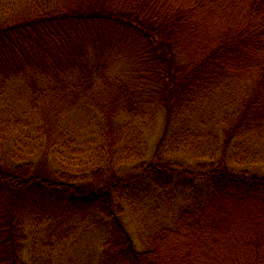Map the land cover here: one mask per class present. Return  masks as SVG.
I'll return each instance as SVG.
<instances>
[{
    "label": "trees",
    "instance_id": "obj_1",
    "mask_svg": "<svg viewBox=\"0 0 264 264\" xmlns=\"http://www.w3.org/2000/svg\"><path fill=\"white\" fill-rule=\"evenodd\" d=\"M30 1L21 0L0 21V89L8 81H25L32 91L29 110L41 122L43 152L58 145L53 152L65 168L53 178L28 165L0 167V199L6 202L0 205V264H25L13 204L35 200L98 209L110 217L106 264H264V174L234 168L229 160L237 163L239 156L228 153L234 140L264 120V0ZM130 39L134 44H127ZM116 56L123 68L111 77L108 63ZM97 84L103 89L93 92ZM217 93H227L235 105L221 121L218 157L207 145L196 153L207 161L194 170L175 165L168 174L150 159L135 166L132 179L117 173V165L144 158L146 145L135 122L157 110L165 116L158 148L176 119L181 125L165 146L195 151L205 145L179 139L190 136L192 125L205 124L204 103ZM79 99L104 119L80 142L62 128L63 116ZM164 174L167 180L177 174L207 180L210 188L189 194L174 223L157 226L138 250L116 201L129 184ZM244 206L249 214L233 230L235 241L226 234L227 240L220 238L221 231H232L234 209Z\"/></svg>",
    "mask_w": 264,
    "mask_h": 264
},
{
    "label": "rangeland",
    "instance_id": "obj_2",
    "mask_svg": "<svg viewBox=\"0 0 264 264\" xmlns=\"http://www.w3.org/2000/svg\"><path fill=\"white\" fill-rule=\"evenodd\" d=\"M20 3H22L21 0H0V21L18 10L21 7H19ZM10 7L15 9L9 11ZM127 44H134V40H128ZM113 51L116 52V49ZM122 62L121 57L110 58L108 64L111 65L107 72L111 77L123 68ZM39 81L40 86H45L46 82L41 79ZM102 89L101 84H97L93 92ZM31 93L25 81L21 80L8 81L0 89V167L13 169L28 165L31 172L37 170L57 178L65 165H62L53 152V150L59 151L58 145L49 149L46 154L43 152L45 139L42 138L41 132H38V129H41V122L39 116H35L29 110L31 109ZM211 101L214 103L209 101L204 103L205 124L192 125L190 136L185 140L179 139L182 144L194 142L205 145L195 151L189 150V147L181 146L172 149L165 146V139L167 137L171 139L173 129L181 125L176 119L175 122H171L166 138L158 148L157 144L163 134L165 116L162 110H157L155 114L145 117L146 119L141 121L138 119L135 122L142 132V139L146 145L144 158L117 165V173L132 179L133 175H136L135 166L147 165L150 159L158 161L161 168L168 169L179 165L194 170L195 166L207 161L206 156L201 157L196 154L198 151H203L207 145L215 150V157H218L224 141L222 127L224 125H221V121L225 119L227 111L235 109V105L230 103L227 93L223 95L217 93ZM71 105V111L62 118L63 132L72 139H79V142L86 141L93 135L94 129L97 130L96 125L104 124V119L99 111L88 105L86 99H79ZM214 134L216 136H213ZM55 141V138H51V145ZM231 151L239 156L237 163L231 161L232 159L229 160L231 166L238 170L248 168L252 172L264 174V120L259 128H255L250 133L241 134L236 141L234 140L228 153H232ZM254 153L257 154H255L256 160H252ZM85 154L89 155L84 153V157ZM69 161L74 163L76 159ZM74 169L73 166L72 170ZM89 172L85 171V176L88 177ZM170 172L168 169L167 173ZM156 177L159 180L148 179L129 184L126 191L123 190L121 193L120 200L116 201L121 210L119 218L138 250L146 248L147 239L157 226L174 223L177 212L187 203L186 198L189 194L210 188L207 180H200L186 174H177L171 177V180H167L169 176L166 174ZM4 202L0 199L1 207ZM13 205L18 219H16L15 227L21 249L20 257L25 264H106L102 255L106 248L105 241L111 235L112 220L100 214L98 209L85 211L69 203H48L44 200L30 201L25 205L24 203ZM1 209L4 210V208ZM234 211L231 215L233 225L230 230L232 231H221L220 238L224 235L227 240L226 235H228L235 241L233 230L241 227L242 215L249 214L245 206L243 210L236 207Z\"/></svg>",
    "mask_w": 264,
    "mask_h": 264
}]
</instances>
